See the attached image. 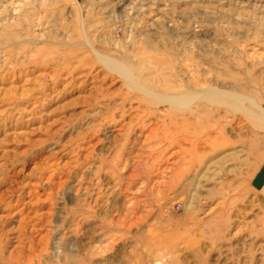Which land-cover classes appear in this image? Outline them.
<instances>
[{
    "label": "rangeland",
    "instance_id": "rangeland-1",
    "mask_svg": "<svg viewBox=\"0 0 264 264\" xmlns=\"http://www.w3.org/2000/svg\"><path fill=\"white\" fill-rule=\"evenodd\" d=\"M0 264H264V0H0Z\"/></svg>",
    "mask_w": 264,
    "mask_h": 264
},
{
    "label": "bare ground",
    "instance_id": "bare-ground-1",
    "mask_svg": "<svg viewBox=\"0 0 264 264\" xmlns=\"http://www.w3.org/2000/svg\"><path fill=\"white\" fill-rule=\"evenodd\" d=\"M263 124V123H262Z\"/></svg>",
    "mask_w": 264,
    "mask_h": 264
}]
</instances>
